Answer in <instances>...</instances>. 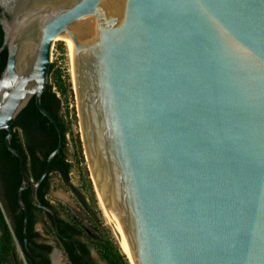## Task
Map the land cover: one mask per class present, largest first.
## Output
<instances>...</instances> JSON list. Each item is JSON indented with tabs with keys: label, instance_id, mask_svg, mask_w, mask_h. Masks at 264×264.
I'll return each mask as SVG.
<instances>
[{
	"label": "water",
	"instance_id": "obj_1",
	"mask_svg": "<svg viewBox=\"0 0 264 264\" xmlns=\"http://www.w3.org/2000/svg\"><path fill=\"white\" fill-rule=\"evenodd\" d=\"M8 56L0 129L19 160L27 245L38 189L64 145L42 103L68 38L82 141L131 264H264V0H0ZM35 98L58 144L33 182L13 121ZM35 257V256H34Z\"/></svg>",
	"mask_w": 264,
	"mask_h": 264
},
{
	"label": "trees",
	"instance_id": "obj_2",
	"mask_svg": "<svg viewBox=\"0 0 264 264\" xmlns=\"http://www.w3.org/2000/svg\"><path fill=\"white\" fill-rule=\"evenodd\" d=\"M4 35L5 33L0 23V46L4 40ZM7 56V49L0 53V75L5 67ZM50 76L54 77L57 90L54 89V84L49 81L48 89L42 97V103L58 119L64 131L65 140L61 151L51 162L48 176L39 188V197L46 204H51L47 195L52 185V174L59 176L64 183L71 186L70 174L73 169V163L66 152L68 134L72 129V122L69 117L70 111L67 106H64L63 99L59 95L60 93L66 96L70 84L64 78L63 70L56 66V62H52ZM13 127L12 144L23 153L26 171L35 181L43 172L47 156L58 144L57 130L49 119L39 111L35 98L30 100L28 105L13 121ZM6 133L5 129H0V263H10L13 259H17L21 264H32V260L26 253L22 243L23 210L17 201V189L22 180L19 160L5 144ZM73 190L79 193L76 188H73ZM23 199L29 208L28 232L31 237L35 234L34 224L37 211L44 213L50 218L51 214L36 205L31 191L24 190ZM82 199L84 201V198ZM59 206L70 220L69 222L59 219L63 230L83 235L86 242L90 245L92 242L98 243L97 236L91 232L87 224L77 216L72 215L66 206L62 204H59ZM5 208L11 216L12 225L8 221ZM86 211L90 215V210ZM52 223L51 220L50 225L53 226ZM31 240L33 241V239ZM19 246L25 252L27 262L19 257L17 252ZM100 251L109 264H131L123 253L114 249L109 243L102 244Z\"/></svg>",
	"mask_w": 264,
	"mask_h": 264
},
{
	"label": "rangeland",
	"instance_id": "obj_3",
	"mask_svg": "<svg viewBox=\"0 0 264 264\" xmlns=\"http://www.w3.org/2000/svg\"><path fill=\"white\" fill-rule=\"evenodd\" d=\"M52 61L56 62V66L63 70L64 78L70 84L68 94L63 96L59 93V95L63 99L64 106H67L70 111L69 117L72 122V129L68 134L66 152L73 163V169L70 174L71 186L64 183L59 176L52 174V190L48 198L55 204L66 206L72 215L80 218L90 227L91 232L97 236L98 243L92 242L91 249L98 264H109L100 251L102 244L105 243H109L114 249L123 253L131 263L130 257L118 241L91 175L82 141L74 74L69 61L68 44L65 39H56L52 51ZM49 78V81L54 84V89L57 90L54 77L50 76ZM73 188H76L79 193L73 190ZM82 198H84L86 203ZM88 209L90 210V215L86 211ZM5 211L8 221L12 225L11 216L6 208ZM39 227L41 226L39 225ZM17 252L19 257H21L22 253L20 248H17Z\"/></svg>",
	"mask_w": 264,
	"mask_h": 264
},
{
	"label": "flooded vegetation",
	"instance_id": "obj_4",
	"mask_svg": "<svg viewBox=\"0 0 264 264\" xmlns=\"http://www.w3.org/2000/svg\"><path fill=\"white\" fill-rule=\"evenodd\" d=\"M1 17H3L2 11H0V18ZM26 190L31 191L32 194V184ZM51 190H52V185L51 188L49 189L47 198L49 197ZM50 202L51 204L49 205L53 206L56 210L58 222L59 219H64L70 222L68 216L61 210L59 204H55L51 200ZM51 220L53 222L52 223L53 226L50 225ZM39 225L41 227H39ZM59 227L63 235L77 241L80 249L83 251L85 255H87L90 258L93 264H98L92 254L91 245L86 242V239L84 238L83 235L74 234L67 230L66 231L63 230L61 228L60 222H59ZM34 231L35 234L31 236L32 238L30 237L28 232L27 245L24 244L23 242L24 237H22L23 246L26 250V253L31 258L32 264H90L88 260L75 247L72 241L63 238L57 232L52 215L50 218L44 213L37 211L36 220L34 224ZM31 239H33V241ZM19 248L21 249V253H22V256L20 258L26 260L27 262V256L25 255V252L22 250L20 246ZM0 264H4V263H0ZM5 264H21V263L17 259H13L10 263H5Z\"/></svg>",
	"mask_w": 264,
	"mask_h": 264
},
{
	"label": "bare ground",
	"instance_id": "obj_5",
	"mask_svg": "<svg viewBox=\"0 0 264 264\" xmlns=\"http://www.w3.org/2000/svg\"><path fill=\"white\" fill-rule=\"evenodd\" d=\"M59 38H63V39H65L66 41H67V44H68V38H66V37H58L57 39H59ZM101 199V198H100ZM101 202H102V200H101ZM103 203V202H102ZM106 210V209H105ZM128 254V253H127ZM129 256V255H128ZM130 257V256H129ZM130 259H131V261H133V259L130 257Z\"/></svg>",
	"mask_w": 264,
	"mask_h": 264
}]
</instances>
